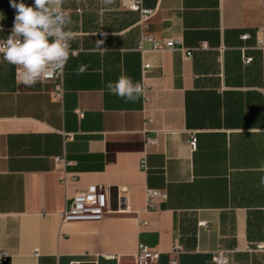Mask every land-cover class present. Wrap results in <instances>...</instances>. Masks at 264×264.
Returning a JSON list of instances; mask_svg holds the SVG:
<instances>
[{"label": "crops", "instance_id": "obj_1", "mask_svg": "<svg viewBox=\"0 0 264 264\" xmlns=\"http://www.w3.org/2000/svg\"><path fill=\"white\" fill-rule=\"evenodd\" d=\"M140 1L154 11L144 25L129 0H65L78 54L61 101L57 82L26 88L0 62V264H136L139 243L160 252L154 264H172L176 245L177 264H216L220 249L228 264H264L263 0ZM15 14L0 0V40ZM149 35L192 54L142 51ZM121 74L147 86L137 102L108 93ZM99 183L116 212L63 222L75 192ZM147 188L167 197L148 208Z\"/></svg>", "mask_w": 264, "mask_h": 264}, {"label": "clouds", "instance_id": "obj_2", "mask_svg": "<svg viewBox=\"0 0 264 264\" xmlns=\"http://www.w3.org/2000/svg\"><path fill=\"white\" fill-rule=\"evenodd\" d=\"M102 3L111 6L115 0H102ZM64 4L65 0H34L32 5L25 4L23 0L19 3L10 0L16 14L11 33L0 40V57L15 66L17 82L26 88H34L53 74L62 72L69 59L78 54L72 48L76 33L71 28L72 20L64 10ZM85 71L87 66L80 65L76 75ZM106 89L109 94L132 103L145 92L141 82L124 74L115 81H109ZM260 186L264 187V176L260 179Z\"/></svg>", "mask_w": 264, "mask_h": 264}, {"label": "built area", "instance_id": "obj_3", "mask_svg": "<svg viewBox=\"0 0 264 264\" xmlns=\"http://www.w3.org/2000/svg\"><path fill=\"white\" fill-rule=\"evenodd\" d=\"M128 8L137 11L140 14V24L144 23L152 16L153 10L148 9L142 6L140 0H129L127 4ZM12 28L10 29L8 35L11 33ZM264 31V0H263V18L262 23L258 27L257 32L262 33ZM7 35V36H8ZM6 36V38H7ZM247 35H244L243 38H246ZM4 38V39H6ZM1 39V40H4ZM143 40H148L151 43L153 50H163V49H172V50H184L182 46H178L176 40L168 39L162 42L155 40L152 36L143 37L139 43V48L144 51ZM258 46L264 50V40L258 38ZM187 56H191L192 52L190 50H184ZM4 61L0 57V62ZM150 67V64H144V72ZM63 72H57L49 77L45 82H57L55 91L52 94V97L55 101H61L64 95V87L62 83ZM16 78V75H15ZM17 80V79H16ZM145 92L148 90L147 86L143 84ZM144 92V93H145ZM149 142H153L154 139L148 138ZM190 146L192 149L196 148L197 138L195 134L190 136ZM57 164L59 167L65 166V160L63 158H57ZM142 168L147 169V163L145 160L142 162ZM68 176L66 172L62 173L60 176V181L63 184H66ZM165 199L167 194L164 190L147 188L146 190V202L148 208L155 207L156 198ZM116 212L112 210L109 206V196L107 186L104 184H91L86 188L79 189L75 192L74 196L69 201L67 207L65 208L62 214L63 222H99L103 220L108 214ZM250 249V248H249ZM254 249L264 250V243H258L255 245ZM182 248L179 245H176L171 250L173 258L171 259L172 264H177V257L181 252ZM37 252V250H36ZM160 252L150 247L144 243H139L136 252V264H154L158 261ZM113 257V256H112ZM213 260L216 264H228L229 258L225 250H217L213 254ZM79 264V263H73Z\"/></svg>", "mask_w": 264, "mask_h": 264}, {"label": "water", "instance_id": "obj_4", "mask_svg": "<svg viewBox=\"0 0 264 264\" xmlns=\"http://www.w3.org/2000/svg\"><path fill=\"white\" fill-rule=\"evenodd\" d=\"M5 261H7V260H5Z\"/></svg>", "mask_w": 264, "mask_h": 264}]
</instances>
